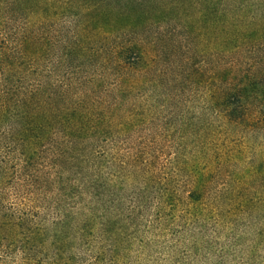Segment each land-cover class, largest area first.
Returning a JSON list of instances; mask_svg holds the SVG:
<instances>
[{
  "label": "trees",
  "instance_id": "trees-1",
  "mask_svg": "<svg viewBox=\"0 0 264 264\" xmlns=\"http://www.w3.org/2000/svg\"><path fill=\"white\" fill-rule=\"evenodd\" d=\"M177 28L181 67L207 55L195 74L219 125L120 140L149 120ZM262 137L264 0H0V264H208L213 224L242 231L213 264H264Z\"/></svg>",
  "mask_w": 264,
  "mask_h": 264
},
{
  "label": "rangeland",
  "instance_id": "rangeland-1",
  "mask_svg": "<svg viewBox=\"0 0 264 264\" xmlns=\"http://www.w3.org/2000/svg\"><path fill=\"white\" fill-rule=\"evenodd\" d=\"M165 28L169 34V31L175 29V25H168V27L165 26ZM173 36V39L178 41L181 48L177 50L176 59L172 60L174 62L171 63V66L168 64V66L164 69V73L167 74L168 77L164 76L161 82L155 84L153 87L148 86L143 91L142 96L144 98V103L147 106L149 105L150 108V112L148 114L149 120L145 121L144 124L146 125L141 132L134 135L123 136L120 140H125L127 137L131 136L135 139L143 137L150 141H157L160 145L180 141V139L193 141L204 137L205 130L203 127L207 124V122H209V120H213L215 125H219L217 118H212L210 116V112L206 110L204 95L207 89V83L195 74L196 69L206 70L208 62L207 55L202 53L198 54L196 57H192L193 59L185 68L181 67L182 61L185 60V57L187 56L186 53L188 44L183 41L184 34L181 29L177 28V31L174 32ZM183 69L190 70L192 74L190 76L183 75ZM194 74L196 76H194ZM191 123H196L198 126V129L193 134L191 129H189V126L182 127V124L190 125ZM258 142V145H261L264 148V137H262ZM220 143H224L223 149L228 151L232 148L242 147L244 141L238 138H231L226 141L223 139ZM253 146L254 148L258 147L256 144ZM127 147L128 145L122 146V154L128 150ZM252 151H250L247 155L252 157ZM242 164L243 162H241V165L236 166L234 164H230V166L232 170L240 169V172H244V167H247V165L244 166ZM227 169L231 170L229 168ZM216 180L213 183L214 187L221 186L224 181L222 178H219L217 182ZM125 195L130 196L131 192L125 191ZM154 203H156L155 200H153L152 204L150 201L148 207H152ZM154 213L155 212L152 209L147 210V215L152 216ZM214 229L216 231H214ZM203 232L204 237H202L203 239L205 238L204 240L208 241L210 248L203 251L201 255H206L210 264H213L214 258H217L216 256L219 255L222 250L232 253L229 260H234L237 248L234 239L238 233H242L240 228H236L232 232L224 233L219 225L213 224L205 228ZM187 235L188 234H185L186 237H189ZM182 248L183 247H181V249ZM153 251L155 255H158L156 257L161 259L164 258L163 255L158 254L161 251ZM177 253H180V251ZM236 258H238V256ZM136 264H153V262L151 260H146Z\"/></svg>",
  "mask_w": 264,
  "mask_h": 264
}]
</instances>
